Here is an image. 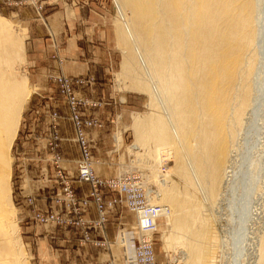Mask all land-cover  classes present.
I'll return each instance as SVG.
<instances>
[{
    "label": "bare ground",
    "instance_id": "obj_1",
    "mask_svg": "<svg viewBox=\"0 0 264 264\" xmlns=\"http://www.w3.org/2000/svg\"><path fill=\"white\" fill-rule=\"evenodd\" d=\"M116 1L122 17L115 25L123 54L119 80H130L132 91L147 96L153 110L132 120V149L146 147L161 178L158 188L150 190L155 203L146 202L172 218L174 234L195 264L203 257L201 247L209 231L205 219L211 217L224 261L227 232L222 211L226 204L239 218L248 211L236 208L232 198L243 167L245 117L255 110L252 105L261 92L256 73L263 0ZM22 65L17 35L0 22V230L9 233L7 264H26L12 254L17 240L8 206L9 152L29 99ZM170 157L172 166L161 172L158 166ZM180 186L186 190L179 191ZM262 229L253 244V264H264Z\"/></svg>",
    "mask_w": 264,
    "mask_h": 264
},
{
    "label": "rangeland",
    "instance_id": "obj_2",
    "mask_svg": "<svg viewBox=\"0 0 264 264\" xmlns=\"http://www.w3.org/2000/svg\"><path fill=\"white\" fill-rule=\"evenodd\" d=\"M32 2L34 4L31 3L28 4H30L33 12H35L36 16H38L37 19H40L43 11L42 4L37 3L35 0H32ZM93 2H95L96 5L95 6L96 8H94L95 12L105 18L107 37L104 42L103 49L105 51L104 53L106 54V58H107L106 62L108 64V71H107L108 81L106 82V87L104 88V96H106V98L104 100H100V99L95 100L92 98L80 97L75 93L74 91L75 87H81V86L91 87L90 84L93 82V80H91L90 78L92 76L89 75L88 77L86 76L84 78L77 77V78H73L72 80L70 79L71 81H73L72 91L74 95L82 99V101H85L86 103L89 102L88 107H84L80 109V112L83 114V116L85 111L89 112L100 107L111 108V117L108 119V121H105L104 123L101 120H97L91 116L89 117L84 116V118H86L87 120L89 119L95 120L100 125V128H103L104 124L107 127L106 130L107 135L105 136L106 138L104 141L106 144V149L104 151L108 159L109 167L111 168V176L106 177V179L115 176L125 175L131 177L133 180L137 182L139 181L141 188L144 189L145 191L147 202L152 205L155 203L156 196L154 195L155 193H153L150 190H156V188H158L157 187L158 179L160 180L161 178L159 177L160 174L158 175L156 171H154V167L156 168L157 165L156 162H154L153 158L148 157L146 147L140 146V150L137 151L132 149L133 145L136 144L135 132L132 126V120L136 114H140V116H147L149 114V111L150 113H152L153 110L152 108L149 107V98L147 96L133 92L131 89L130 80H124L123 82H120L118 77L122 68L123 54L119 44L117 43L116 30H115V25L122 20V17L117 13V8H116L117 1L93 0ZM38 6H40L41 9L36 13L35 9ZM261 12L263 13L261 14L260 25L258 26L260 28V33L257 41L258 71L256 73V78L258 79L257 85L260 87L259 89L261 92L259 94L258 100L256 101V104L254 103L252 105L253 107H256L255 110L252 111V113L250 114L251 116L247 114L245 117L246 122H244L245 126L243 129L244 132H242V134H246V136L244 135V137H242L245 141L243 142V149L241 151L242 157L244 159L243 167L241 168L239 175L240 184L238 185L234 197L232 198V200L235 201L234 203L236 205V208L239 209L242 208V210H245V208L248 207L247 208L248 211H246V213L242 212L241 218H239L235 213V210L227 206V204L224 207V210L222 211L221 218L224 219L226 225L225 231L227 232L226 235L227 250H226V258L224 259V261H223V251L221 249H218L216 246L218 237L214 229L213 221L211 217H206L205 222L207 225V229L209 231H205L206 234H208V236L206 235L207 237L203 239V242L205 244H203V247L201 248L202 250H204V252L202 254L203 257L198 264H223L222 261L224 262V264H231V263L253 264L252 260H254L253 254L255 250L253 244H255L254 241L256 242L255 237L257 235L260 236L263 231L262 228L264 226L263 225L264 218L261 219V217H264V213L261 214L259 210H261L260 206L261 203H263L262 198H264V191H263L264 190L263 188L264 187V176H263L264 174V28H263L264 0L262 1ZM0 22L4 23L7 27H9V29L13 33H15L17 35V38L19 39L22 49V57H23V65L21 67V73L24 75V78L27 80V88H28L27 90L29 91V96H28L29 99L25 101V104L23 105L22 110L20 112L21 115L18 122L17 132L15 138L12 141L11 149L9 152L10 179L8 183V189L10 196L8 199V206L10 207L12 220L15 222L13 233L15 239L17 240L16 245L13 243L12 254H15V256L20 259L24 258L26 264H34V257L32 255V250H30L29 252V244H27L23 234L24 228L26 227L25 224H27V219L30 220V209L26 208V196L23 198L18 197V193L16 191V183H15L16 180L14 177V169H15L14 165L27 163L26 161H24V159L27 155L26 151L30 146V144L28 143L26 150L24 152L20 151V149H18V144L16 139L20 134V131H22L21 125L23 122L26 121L27 115L28 114L30 115L32 112L34 113L32 106L35 105V102H32V98H30V96H32L31 93L34 91V89L32 87V84L29 82L30 77L26 67V51H25L26 29H25V25L22 24L21 21L16 20L12 16H9L4 11H0ZM56 76H64V75L58 73L56 75L49 77V81L54 84L55 88L53 90L55 94L54 93L51 94L50 99L48 100V102H50L48 108L49 110L46 112V120H45L47 127L46 129H48L47 132L48 134L50 130L49 126L51 125L50 115L53 113L57 114V119L55 123H56V129H58V122L59 119L61 118V115L57 113L56 109L54 108L57 105L58 106L60 105V107L63 108L67 122L70 125V122L68 121V113H67L66 105L58 92L55 82H53V79L56 78ZM78 81H81L82 83L79 84L77 83ZM41 100L42 99H38L40 103ZM249 110L247 111L248 113ZM35 117L38 118L37 115ZM36 123H38V121L32 118V125H35ZM100 128H90L89 130L100 129ZM29 137L30 139L33 140V138H36L35 133L32 132V134H30ZM45 141L46 139H44V145H45ZM60 141L61 139L57 143L58 150L56 152L59 157H60L59 154ZM72 142H73V137H72ZM88 144L93 145V143H90L89 141ZM77 157L75 159H77ZM163 159L164 161H162V163L158 166V168L161 172H163L164 169L165 171L167 169H168L167 171H169L173 163L172 157L169 158L170 160L166 158ZM92 161H93L92 164L94 166L95 160L92 159ZM146 162H148L149 164L147 165ZM53 176H54V169H53ZM249 176L252 177V179L249 178ZM55 182L57 181L55 180ZM180 190L183 191L186 190V188L180 186L179 191ZM105 192L106 191H102V197L104 199H105V195H104ZM226 198L230 200L231 196ZM24 212L25 214H23ZM27 212H28V218H27ZM84 213L81 214L82 219H84L83 218ZM163 214L164 213H160L158 217L159 219L156 224L157 232L156 235H154V243L152 247V251L154 252V260H156V264H195L193 262L194 256H191V254L184 248V245H180L181 239L178 240L176 237L177 234H174L175 230L172 228L171 225L172 218L170 217V219H168L166 218V215ZM95 217L93 219H95ZM92 220H88V221H92ZM127 227L130 229H128ZM104 228L101 230V232H99L98 230L92 231L91 237L94 234L102 235ZM118 228H119L118 230H120L118 236L121 234V230H123L124 228L128 229L129 232H135V222L133 224H129V222L127 221L121 222ZM8 234L9 233L7 228L5 229L1 228L0 263L3 264H7L9 260L8 256L10 255L9 254L10 248L7 246V240L9 241ZM120 239L117 238V242L115 245H117L119 249L122 250ZM92 241L103 242V246H94L92 244H80V242L79 241L78 242L80 246L91 245L92 247L103 249L106 252L109 250L110 243L107 242L104 238L103 240L93 239ZM184 243H186V241H184ZM180 257H182L183 260H181L178 263L177 258Z\"/></svg>",
    "mask_w": 264,
    "mask_h": 264
},
{
    "label": "crops",
    "instance_id": "obj_3",
    "mask_svg": "<svg viewBox=\"0 0 264 264\" xmlns=\"http://www.w3.org/2000/svg\"><path fill=\"white\" fill-rule=\"evenodd\" d=\"M12 1L20 3L21 6L0 4V11L6 12L25 25L26 67L30 77L29 82L34 89L30 98L35 102L32 106L34 113L27 115L26 121L21 125L22 131L16 139L20 151L24 152L27 144H30L24 159L27 163L14 165L16 191L20 198L32 196L38 210L58 212V208L49 200L51 196H58L59 192L49 160L50 155L44 145V139L48 134L45 121L46 112L49 110L48 100L55 88L49 77L58 73L71 80L92 76L91 87H75V93L80 97L95 100L106 98L104 88L108 81V64L103 49L107 37L105 18L95 12L96 5L93 0H35L43 7L40 19H37L28 0ZM38 99H42L41 103ZM54 108L61 115L58 122L61 167L70 179H74L73 162L78 155V149L72 142L73 131L63 108L60 105ZM36 115L38 118L35 117ZM84 116H91L104 123L111 117V108L100 107L89 112L85 111ZM32 118L38 123L32 125ZM106 130L104 124L103 128L86 132L88 141L93 143L90 145V158L95 160L93 172L97 177L104 179L111 176V168L104 151ZM32 132L36 136L33 140L29 137ZM73 188L78 197L88 192L86 185L75 184ZM104 195L105 199L114 196L109 192H105ZM94 217V209L89 207L83 218L92 220ZM124 221L129 224L135 222L132 214L118 206L115 212L108 216V224L102 235L94 234L90 237L92 240L104 238L109 242L107 252L91 245L80 246L78 231L72 228L43 227L27 219L23 234L29 244V252L32 250L34 264H123V249H119L115 244L120 236L121 239L128 238V229H130L128 227L121 230L118 236L119 224Z\"/></svg>",
    "mask_w": 264,
    "mask_h": 264
},
{
    "label": "built area",
    "instance_id": "obj_4",
    "mask_svg": "<svg viewBox=\"0 0 264 264\" xmlns=\"http://www.w3.org/2000/svg\"><path fill=\"white\" fill-rule=\"evenodd\" d=\"M29 3L34 4L32 0ZM3 6H17L19 3L12 0H0ZM41 9L38 6L36 13ZM38 17V16H37ZM60 96L62 97L67 113L68 121L73 130V143L78 149V157L74 160V179L66 176L61 167L62 160L56 153L59 131L56 129L57 114L50 115L51 125L49 134L45 137V145L49 151V160L54 169L57 181L58 196H51L52 205L58 208V212L50 210L40 211L34 203L32 196H26V208L30 209V220L39 226H50L56 228H72L78 231L80 244H92L103 246V242L92 241L91 233L101 230L106 226L108 216L114 212L116 207H124L132 214L135 221V232H129L127 239L122 237L121 244L123 253V264H156L154 252L152 251L154 235H156L157 219L162 212L159 206H150L146 202L144 189L140 182L131 177L122 175L107 179H101L94 175L92 159L90 158V145L86 132L90 128H100V125L92 119L87 120L80 112L81 108L88 107L82 99L76 97L72 91L73 81L64 77L56 76L53 79ZM77 83L81 84V81ZM86 185L87 194L77 197L73 186ZM102 191L112 193L114 196L105 200ZM93 206L96 217L92 221L82 219L81 214Z\"/></svg>",
    "mask_w": 264,
    "mask_h": 264
}]
</instances>
